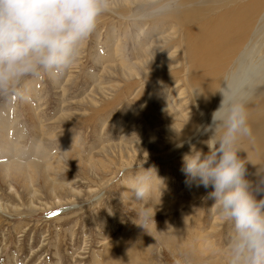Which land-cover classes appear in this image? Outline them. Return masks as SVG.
<instances>
[{
    "label": "rangeland",
    "instance_id": "1",
    "mask_svg": "<svg viewBox=\"0 0 264 264\" xmlns=\"http://www.w3.org/2000/svg\"><path fill=\"white\" fill-rule=\"evenodd\" d=\"M163 2L113 0L70 69L56 77H30L22 83L21 94L0 97L1 160L6 158L4 142L9 140L11 146L15 145L13 150L20 149V155L58 160L65 172L60 176L50 172V178L74 180L77 188L75 195L68 194L70 198L60 192L67 201L54 206L50 191L40 181L27 187L30 193L14 182L19 196L0 184V202L8 209L0 212V264H130L127 259L120 261L118 254L129 247L132 237L139 247V264H178L166 249L167 242L193 262L228 259L226 241L231 224L225 221L221 230L211 228L214 219L222 216L207 195L202 196L194 186L187 187L180 170L185 153L171 145L174 135L169 129L183 124L173 112L180 107L196 116L194 89L184 83V71L173 79L180 82L171 86L170 92L152 71L155 63L165 58L182 69L188 61L181 47L184 34L174 31L178 34L175 39L170 25L167 32H160V25L168 22L163 20ZM167 3L174 8L172 0ZM261 21V27L255 24L258 32L252 41L253 63L264 59V18ZM154 22L159 23L158 28L149 30ZM171 37L174 40L168 41ZM173 52L177 53L174 58ZM123 59L135 65L134 76L124 71ZM178 67L175 72L180 71ZM128 84L135 85L128 88ZM121 109L128 112L122 114ZM134 109L140 115L134 119L132 131L126 133L128 116ZM216 109L215 105L210 113L205 112L210 123ZM39 124L44 131L39 132ZM6 133L8 138L1 139ZM147 134L152 138L147 139ZM121 140L128 144L125 147L135 144L136 152L116 149ZM157 142L164 144L163 151L156 147ZM142 149H147L149 158ZM72 153L78 154L77 162ZM131 157L137 163L126 170L124 177L117 171L118 164L122 158L128 162ZM143 167H154L160 179L155 180L154 191L144 202L153 207L155 221L144 228L136 224L139 221L134 222L136 211L122 201L119 189L124 181L129 185ZM32 190L37 193L32 195Z\"/></svg>",
    "mask_w": 264,
    "mask_h": 264
},
{
    "label": "clouds",
    "instance_id": "2",
    "mask_svg": "<svg viewBox=\"0 0 264 264\" xmlns=\"http://www.w3.org/2000/svg\"><path fill=\"white\" fill-rule=\"evenodd\" d=\"M113 0H0V97L21 94L22 83L47 74L56 77L77 62L84 42L110 11ZM167 0L162 11L169 10ZM222 100L203 127L210 133L207 153L191 145L183 156L182 172L188 187L212 189L207 199L231 224L226 241L227 264H264V172L249 179L239 142L252 135L246 98L225 88ZM210 141L215 146L209 145ZM180 147L183 144L178 145ZM68 153V152H65ZM158 178L155 168L138 170L130 180L133 201L141 205L134 222L144 228L155 221L154 209L144 202ZM156 213V211H155ZM151 247V246H150ZM183 264H193L184 257Z\"/></svg>",
    "mask_w": 264,
    "mask_h": 264
},
{
    "label": "bare ground",
    "instance_id": "3",
    "mask_svg": "<svg viewBox=\"0 0 264 264\" xmlns=\"http://www.w3.org/2000/svg\"><path fill=\"white\" fill-rule=\"evenodd\" d=\"M172 1L174 8L170 6L169 10L163 11L162 13L164 17L163 20L168 22H165L166 24L160 25L162 27L160 32H162V34L167 32L165 30L167 26L170 25V30H172V35L175 36V39L177 38L178 34L174 31L179 30L182 34H184L181 47L184 51L183 55L188 61L185 62L184 68L182 69L176 65L174 66L172 62L169 61L170 58H165L162 59L161 62L155 63L154 67H152V71L158 73V75H154L155 78H157V80L160 82V85L163 87L165 86L164 88L168 91L170 90L169 88L171 86L180 82V80L175 81L173 79L184 71V83L194 89L193 98L195 99L194 104L196 105L197 109H194L196 110V116H192L191 113H184L180 107L177 111L173 112L175 113L176 118H181L180 121H182L183 124L174 125L169 129L170 132H172V135H174L173 144L171 145L176 146V148H181V154L187 153V150L191 148L189 141L191 142V145L199 144L198 150H209L207 144L204 143V141H207L211 135L210 133L205 134L203 131V127L210 124L205 112L210 113L212 107L215 105L217 108L219 107L222 100V95L220 92L227 88L232 93L246 98L245 107L248 114V123L252 129V135L250 137L242 138L239 142V148L240 154L244 158L245 164L248 168L249 179L256 181L258 179L257 172H264V59L259 60L258 63H253L252 61L250 62V59L252 53V41L258 32L256 27L262 26L261 20L264 18V0ZM257 22L258 24L256 26L255 24ZM157 24L159 25L158 22H154L152 24L150 23L152 27L149 30L158 28ZM147 25L148 23L146 26ZM172 38L173 37L168 39V41L174 40V38ZM165 41L167 40H164V42ZM175 43L179 42L175 41ZM176 54V52H173L172 58H174ZM122 63L125 65L124 71L127 70L130 73L129 74L127 72L130 77L134 76V69H136L135 65L130 64V61L127 59H123ZM176 64L181 66V62H177ZM177 67L180 71L175 72ZM136 76L142 78L140 74L136 73ZM141 81H143V78L142 80L140 79V82ZM147 81L150 82L151 80L148 79ZM133 85L128 84L127 87L133 88ZM146 100L148 101L149 97H147ZM171 107V110L173 111L174 108L173 106ZM128 110L126 111L125 109H121V113L123 114L124 111L128 112ZM129 114L131 115L128 116L130 119L126 133H129L135 122L134 119L140 115V113L136 112L135 109ZM3 121L5 120H2V122ZM39 130V132L44 131V127L40 126ZM146 136L147 139L152 138V136L149 134ZM6 138H8L7 133L1 139L6 140ZM9 142V140L8 143L7 140L4 142L6 158L3 160L0 158V184H2V187H6L10 194L12 193L15 196H19L13 186L15 184L14 182L18 183L22 187L27 188L29 186H35L36 182L40 181L50 191V195L53 197L52 205L56 206L64 203L66 200L65 197L59 195L60 192L67 193L66 197L69 196V193L74 194L76 192L77 188H74V180L63 181L58 177L55 179L50 178V172H53L56 175L59 174V176L61 173L65 172L66 168L61 165L58 160L51 162V160H45L44 158L40 159L36 157L32 159V156L27 157L26 154L20 155V149L13 150L12 147L15 145L11 146V143ZM155 144H157L156 147L160 148L161 151L164 150V144L161 142H157ZM180 144H183V146H178ZM34 145L35 144H33V146ZM127 145L122 143L121 140V143L115 147L120 151L132 150L136 152L134 147L135 144H133V147H125ZM209 145L214 147L215 142L210 141ZM111 147L113 148V146ZM67 149L68 148H66V150ZM143 151L146 156L150 155L147 149H144ZM77 155H74L75 161H78ZM173 156L174 155H172V157ZM147 158H149V156H147ZM124 160L126 161L125 158ZM125 161H123L122 158V161L120 164H118L117 169L118 172H123L124 177H126V170L128 168H132V166L137 163V161H134L132 157L130 161ZM126 183L124 181L122 185L119 184L120 197L123 192L130 188V184L128 183L129 185H127ZM29 188H27L28 192ZM193 189L199 191V193L201 192V194H203L202 196L208 195V193L212 191V189L202 190V187L197 188L195 186ZM31 193H33L32 195H35L37 190H32ZM157 193H159L158 190ZM186 193H189L188 189L186 190ZM123 200H125L134 211H136L141 206L133 201L130 191ZM69 201L71 202L72 200H68V202ZM12 209L15 211L14 208ZM6 210L8 211L7 207H4V204L2 205L0 202V212ZM214 221L215 222L211 228L213 230H218V228L221 226V223L224 225L223 223H225L227 220L222 217L220 220H216L215 218ZM230 230L231 228L228 230V232H230ZM129 244L130 245L128 248H126L124 251L122 250V252L118 254V258L120 261L127 259L128 263L130 264H139L140 260L137 258V255L139 254V247L137 246L134 237H132ZM166 249L171 254V256H174V259L178 264H183L184 256H182V252H180L178 248L174 249L172 244L167 242ZM193 264H227V259H221L215 263L196 261L193 262Z\"/></svg>",
    "mask_w": 264,
    "mask_h": 264
}]
</instances>
